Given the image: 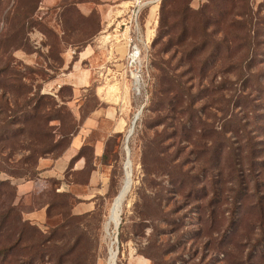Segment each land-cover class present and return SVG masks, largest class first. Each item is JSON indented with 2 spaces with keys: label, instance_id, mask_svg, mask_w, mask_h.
Returning a JSON list of instances; mask_svg holds the SVG:
<instances>
[{
  "label": "rangeland",
  "instance_id": "rangeland-1",
  "mask_svg": "<svg viewBox=\"0 0 264 264\" xmlns=\"http://www.w3.org/2000/svg\"><path fill=\"white\" fill-rule=\"evenodd\" d=\"M106 1L0 0V253L21 217L7 264H264V0ZM82 129L59 191L38 160Z\"/></svg>",
  "mask_w": 264,
  "mask_h": 264
},
{
  "label": "crops",
  "instance_id": "crops-1",
  "mask_svg": "<svg viewBox=\"0 0 264 264\" xmlns=\"http://www.w3.org/2000/svg\"><path fill=\"white\" fill-rule=\"evenodd\" d=\"M103 2H107L106 0H101ZM111 1V0H110ZM108 5V4H104ZM89 118L84 120V124L89 125ZM88 123V124H87ZM83 124V125H84ZM85 130H81L77 135H74L70 141V144L67 148L61 153V155L51 158V157H41L38 160V170L40 178L47 179V180H59L60 187H57L59 191H64L69 187V184L66 183V174L68 171H80L84 169L85 165L88 164V160L86 157L81 153L82 148L86 145H90L88 142L89 134L88 132H84ZM121 131V130H119ZM83 132V133H82ZM95 159L100 155L99 150L101 149L100 145H95ZM103 153V152H102ZM96 164V163H94ZM99 171H91L89 175V186L87 187V191L82 195H77L78 203L74 204L75 206L72 207V212L74 214H83L90 212L95 209L96 207V199L98 195H104L107 193L109 189V180L102 181L101 177L99 176ZM66 181H63V180ZM29 183L24 182L18 185L19 192L26 193L30 188ZM94 188H93V187ZM38 209H35L34 212H30L28 214L35 215Z\"/></svg>",
  "mask_w": 264,
  "mask_h": 264
},
{
  "label": "bare ground",
  "instance_id": "bare-ground-1",
  "mask_svg": "<svg viewBox=\"0 0 264 264\" xmlns=\"http://www.w3.org/2000/svg\"><path fill=\"white\" fill-rule=\"evenodd\" d=\"M131 131V127L129 128V131ZM128 149H125V153L127 152ZM130 161H129V156L125 158V163H124V180H123V190L120 191V194H118L119 196L117 197V199L115 200L112 209L110 211V222L111 223H115V218L117 215V212L120 208V206L122 204H124L125 200H126V195L128 193L129 190V186H130V177H129V173H130ZM119 217V215H118ZM119 224V223H118ZM117 227V226H116ZM115 262V261H114Z\"/></svg>",
  "mask_w": 264,
  "mask_h": 264
},
{
  "label": "trees",
  "instance_id": "trees-1",
  "mask_svg": "<svg viewBox=\"0 0 264 264\" xmlns=\"http://www.w3.org/2000/svg\"><path fill=\"white\" fill-rule=\"evenodd\" d=\"M183 109V108H182ZM177 131H175V133H176ZM174 133V134H175ZM80 154H81V151H80ZM14 211V206L13 207H10V208H8V211L7 212H10V213H12ZM89 212H87V213H83V214H72V215H84V214H88ZM5 216V215H4ZM6 217V216H5ZM3 218V217H2ZM8 219H4V220H2V222L3 221H7ZM17 221H18V224H19V226H20V230H19V232H18V235H17V240H16V243H13V244H9L8 245V247L7 246H3L2 247V252L0 253V264H7L8 262H7V257L8 256H10L11 255V253H10V251L11 250H13V249H16L15 247L20 243L19 242V239H20V237H21V235H22V232H23V227H24V221H22V218L21 217H19L18 219H17ZM34 256H36V253L34 254ZM32 258H28L27 259V261H26V264H30L31 263V260ZM18 264H23V262H19Z\"/></svg>",
  "mask_w": 264,
  "mask_h": 264
},
{
  "label": "built area",
  "instance_id": "built-area-1",
  "mask_svg": "<svg viewBox=\"0 0 264 264\" xmlns=\"http://www.w3.org/2000/svg\"><path fill=\"white\" fill-rule=\"evenodd\" d=\"M138 11V10H137ZM131 41L129 42L130 45ZM130 51L128 52V58H129V65L132 66L133 64L136 63V60L138 59L139 55H140V48L137 45V43H132V45L130 46ZM134 79H136V81L138 80L137 75H133Z\"/></svg>",
  "mask_w": 264,
  "mask_h": 264
},
{
  "label": "water",
  "instance_id": "water-1",
  "mask_svg": "<svg viewBox=\"0 0 264 264\" xmlns=\"http://www.w3.org/2000/svg\"><path fill=\"white\" fill-rule=\"evenodd\" d=\"M141 108L139 109V111L134 115V117H133V120H132V123H131V131L130 132H128V134L126 135V137H125V146L127 147L128 146V140H129V137L132 135V133H133V131H134V127H135V123H136V121H137V119H138V117H139V115H140V113H141ZM129 156V154H128V151L126 152V157H128ZM119 225V224H118ZM118 225H117V227H118ZM116 227V228H117ZM116 253H117V247H116Z\"/></svg>",
  "mask_w": 264,
  "mask_h": 264
}]
</instances>
